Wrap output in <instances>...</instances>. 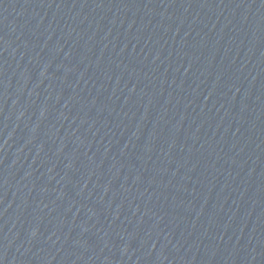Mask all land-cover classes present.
Segmentation results:
<instances>
[{
    "label": "water",
    "instance_id": "water-1",
    "mask_svg": "<svg viewBox=\"0 0 264 264\" xmlns=\"http://www.w3.org/2000/svg\"><path fill=\"white\" fill-rule=\"evenodd\" d=\"M0 264H264V0H0Z\"/></svg>",
    "mask_w": 264,
    "mask_h": 264
}]
</instances>
